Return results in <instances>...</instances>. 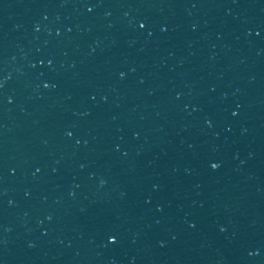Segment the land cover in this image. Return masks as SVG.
<instances>
[{"label":"water","instance_id":"obj_1","mask_svg":"<svg viewBox=\"0 0 264 264\" xmlns=\"http://www.w3.org/2000/svg\"><path fill=\"white\" fill-rule=\"evenodd\" d=\"M0 264H264V0H0Z\"/></svg>","mask_w":264,"mask_h":264}]
</instances>
